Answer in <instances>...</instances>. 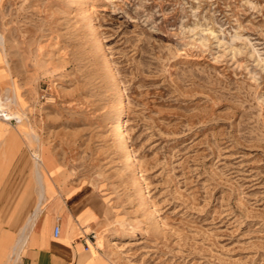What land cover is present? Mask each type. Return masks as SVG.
Returning <instances> with one entry per match:
<instances>
[{
  "label": "rangeland",
  "instance_id": "1",
  "mask_svg": "<svg viewBox=\"0 0 264 264\" xmlns=\"http://www.w3.org/2000/svg\"><path fill=\"white\" fill-rule=\"evenodd\" d=\"M0 101L121 264H264V0H0Z\"/></svg>",
  "mask_w": 264,
  "mask_h": 264
},
{
  "label": "crops",
  "instance_id": "2",
  "mask_svg": "<svg viewBox=\"0 0 264 264\" xmlns=\"http://www.w3.org/2000/svg\"><path fill=\"white\" fill-rule=\"evenodd\" d=\"M29 151L26 130L1 120L0 264H121L90 240L104 222L105 198L62 171L60 159Z\"/></svg>",
  "mask_w": 264,
  "mask_h": 264
},
{
  "label": "built area",
  "instance_id": "3",
  "mask_svg": "<svg viewBox=\"0 0 264 264\" xmlns=\"http://www.w3.org/2000/svg\"><path fill=\"white\" fill-rule=\"evenodd\" d=\"M0 119L11 121V122L17 120V118H12L10 112L7 109L2 107L1 101H0ZM60 233H61V228L57 226L55 228V236L58 237ZM90 240L93 241L94 243L97 242V235L95 232L90 234Z\"/></svg>",
  "mask_w": 264,
  "mask_h": 264
},
{
  "label": "bare ground",
  "instance_id": "4",
  "mask_svg": "<svg viewBox=\"0 0 264 264\" xmlns=\"http://www.w3.org/2000/svg\"><path fill=\"white\" fill-rule=\"evenodd\" d=\"M11 115H14V114H11ZM13 118V116H12ZM123 140V139H122ZM134 162V161H133ZM117 244V241L116 240H113V245H116Z\"/></svg>",
  "mask_w": 264,
  "mask_h": 264
}]
</instances>
